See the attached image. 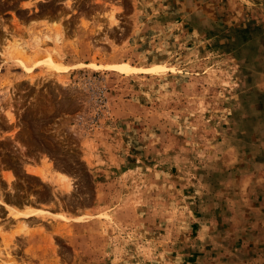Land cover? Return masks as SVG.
Here are the masks:
<instances>
[{"label":"rangeland","instance_id":"374dc122","mask_svg":"<svg viewBox=\"0 0 264 264\" xmlns=\"http://www.w3.org/2000/svg\"><path fill=\"white\" fill-rule=\"evenodd\" d=\"M233 1L0 0V264H224L189 210L239 138L237 66L187 31Z\"/></svg>","mask_w":264,"mask_h":264},{"label":"crops","instance_id":"0c3cea01","mask_svg":"<svg viewBox=\"0 0 264 264\" xmlns=\"http://www.w3.org/2000/svg\"><path fill=\"white\" fill-rule=\"evenodd\" d=\"M229 5H232L231 9H226L229 15L225 14L223 19L208 13L203 18L210 26L187 31L203 37L211 52L233 56L237 66L235 104L227 115L234 123L230 129L239 134L236 140L220 142L216 160L209 162L215 168L209 176L200 178L204 184L202 190H197L199 195L189 210V226L190 230L201 234L209 228L216 233L205 237L203 244L216 245L212 253L224 264H264V0H234ZM203 6L208 10V1ZM168 17H172V12ZM53 22L47 21L48 24ZM32 168H39V165ZM27 172L24 165L22 174L34 177ZM3 173L0 172V180ZM190 185L195 187V182ZM206 192L213 196L207 205L202 204L207 198ZM6 199L7 203L2 204H8L19 213L33 209L50 214L48 206L37 200ZM25 202L41 207H27ZM5 213L11 215L7 208ZM39 215L17 217L27 220L33 230L40 225L53 230V225ZM72 226L76 229L80 225Z\"/></svg>","mask_w":264,"mask_h":264},{"label":"bare ground","instance_id":"6f19581e","mask_svg":"<svg viewBox=\"0 0 264 264\" xmlns=\"http://www.w3.org/2000/svg\"><path fill=\"white\" fill-rule=\"evenodd\" d=\"M54 66L56 67L57 70H60L61 72H62V71H65V70H64V66H62V65H60V64H55ZM119 68L122 69V70H124V71H128V72L131 71V69H130V68H127V67H119ZM122 70H121V71H122ZM12 212H13V213H12ZM12 212H11V213H12L13 215H15V213H16L17 211L15 212L14 209H13ZM14 212H15V213H14ZM16 214H17V213H16ZM19 214H21V213H18V215H19Z\"/></svg>","mask_w":264,"mask_h":264}]
</instances>
